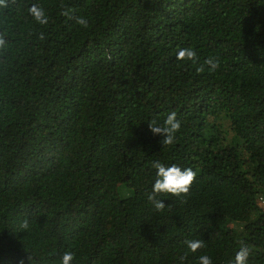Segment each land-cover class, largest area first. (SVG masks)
Returning a JSON list of instances; mask_svg holds the SVG:
<instances>
[{"label": "trees", "instance_id": "obj_1", "mask_svg": "<svg viewBox=\"0 0 264 264\" xmlns=\"http://www.w3.org/2000/svg\"><path fill=\"white\" fill-rule=\"evenodd\" d=\"M0 41V264H264V0H2Z\"/></svg>", "mask_w": 264, "mask_h": 264}, {"label": "clouds", "instance_id": "obj_2", "mask_svg": "<svg viewBox=\"0 0 264 264\" xmlns=\"http://www.w3.org/2000/svg\"><path fill=\"white\" fill-rule=\"evenodd\" d=\"M2 2V0H0ZM29 13L34 17V19L40 23H47V17L44 14V11L33 5L29 9ZM77 23L85 24L86 21L83 18H78ZM2 43V41H0ZM195 53L191 49H181L177 53V59H193ZM209 65L210 70H215L217 67V62L212 59L206 61ZM150 132L153 135H161L163 137V143L171 144L174 140V134L180 128V122L176 119V114L173 112L167 116L164 120V126H155L148 125ZM153 167L156 169V180L152 185L151 193L148 196V199L154 203L156 209H161L164 206L162 200L156 199V194L159 193H169L172 195H180L187 193L189 186L194 179V172L191 168L181 169L178 166L172 165L165 167L164 165L154 162ZM27 225L24 224L23 227ZM201 247L200 241H189L188 248L192 251H195ZM249 255V249L247 247H242L235 255V264H247V258ZM73 259V255L70 252L63 254L60 264H69ZM199 264H211V260L208 256H200Z\"/></svg>", "mask_w": 264, "mask_h": 264}, {"label": "rangeland", "instance_id": "obj_3", "mask_svg": "<svg viewBox=\"0 0 264 264\" xmlns=\"http://www.w3.org/2000/svg\"><path fill=\"white\" fill-rule=\"evenodd\" d=\"M221 122H223L224 124H227V121L226 119L222 120ZM229 129V128H228ZM237 142H239V144H241V140H237ZM119 194L122 196V197H126V196H129L132 194V192L124 187H120L119 188Z\"/></svg>", "mask_w": 264, "mask_h": 264}]
</instances>
